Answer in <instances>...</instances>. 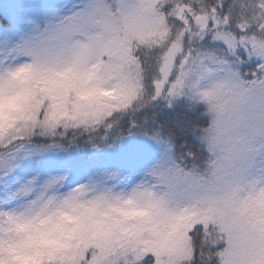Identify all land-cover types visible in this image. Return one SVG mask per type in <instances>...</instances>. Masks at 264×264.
<instances>
[{"label":"snow or ice","instance_id":"6c2138e0","mask_svg":"<svg viewBox=\"0 0 264 264\" xmlns=\"http://www.w3.org/2000/svg\"><path fill=\"white\" fill-rule=\"evenodd\" d=\"M0 264H264V0L0 5Z\"/></svg>","mask_w":264,"mask_h":264},{"label":"rangeland","instance_id":"374dc122","mask_svg":"<svg viewBox=\"0 0 264 264\" xmlns=\"http://www.w3.org/2000/svg\"><path fill=\"white\" fill-rule=\"evenodd\" d=\"M9 0H0V5H7Z\"/></svg>","mask_w":264,"mask_h":264}]
</instances>
